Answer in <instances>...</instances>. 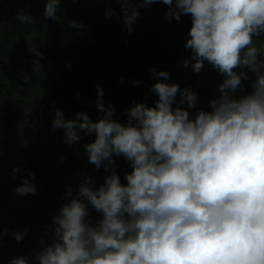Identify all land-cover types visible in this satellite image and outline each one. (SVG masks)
<instances>
[{"label":"clouds","instance_id":"obj_1","mask_svg":"<svg viewBox=\"0 0 264 264\" xmlns=\"http://www.w3.org/2000/svg\"><path fill=\"white\" fill-rule=\"evenodd\" d=\"M156 2L118 0L124 28L131 31L139 9ZM162 2L169 21L191 15L185 42L191 54L182 63L195 73L205 62L216 69L220 95L209 101L211 111L196 108L194 90L168 83L170 74L153 68L150 91L158 99L126 109V123L114 118V105L105 106L99 85L96 121L83 111L66 119L54 109L50 130L62 129L69 145L81 133L94 134L84 154L110 174L98 187L86 177L75 195L66 190L53 217L54 241L36 254V264H264V46L253 42L264 33V0ZM59 8L60 0H45L44 17L58 19ZM69 26L84 27L77 20ZM237 68L255 73L253 91L239 98L234 93L249 77ZM114 155L132 168L127 184L115 172ZM20 171L14 167L13 176ZM24 171L14 191L35 194V175ZM88 205L102 214L95 226L86 220ZM25 234L13 235L20 241Z\"/></svg>","mask_w":264,"mask_h":264},{"label":"trees","instance_id":"obj_2","mask_svg":"<svg viewBox=\"0 0 264 264\" xmlns=\"http://www.w3.org/2000/svg\"><path fill=\"white\" fill-rule=\"evenodd\" d=\"M44 4L0 0V264L21 256L36 264V254L54 241L53 217L66 202V190L71 187L75 195L86 177L98 187L110 174L96 169L84 154L83 145L92 142L94 134L81 133L82 139L69 145L62 129L50 130L54 109L62 110L66 119L83 111L96 121L102 115L96 107L99 85L105 106L114 105V118L126 123L125 110L141 102L154 84L151 69L166 71L188 51L191 15L169 21L162 0L140 8L131 31L119 18L118 0H60L56 20L44 17ZM108 8L117 15L106 17ZM72 20L84 27H70ZM26 39L39 41L29 44ZM180 68L170 74L181 89L194 90L203 107L207 93L191 84L192 77L184 86L181 77L186 73ZM114 160L121 184H127L129 162L123 156L114 155ZM14 167L21 170L15 176ZM25 169L35 175L37 191L20 196L14 189L20 176H27ZM101 219L88 205L86 220L95 226ZM25 229L17 241L13 234Z\"/></svg>","mask_w":264,"mask_h":264},{"label":"rangeland","instance_id":"obj_3","mask_svg":"<svg viewBox=\"0 0 264 264\" xmlns=\"http://www.w3.org/2000/svg\"><path fill=\"white\" fill-rule=\"evenodd\" d=\"M264 33H261L259 36H253V42L257 45V46H264ZM190 54H191V50L188 49L187 53H186V57L184 58H180V60L178 59L176 62L170 64V66L167 68V72L170 74V72L172 70L175 69V67H181V70H184L185 73H189L191 74L189 76V78H191V84L199 86L201 89L203 88L205 90V92L207 93L208 96H205V98H203V100H205L204 104H203V109L208 108V111H211L210 105H209V101H211L212 99L217 98L220 93L218 90V85L222 82L223 77L218 73V71L216 69H214L211 65H209L207 62H205L204 67L202 68V70L200 71V73H195L192 71L191 67H185L182 63L183 59L185 58H190ZM235 71L239 72V71H245L248 74V79H243L241 81L242 84V88L238 89L235 93L234 96L239 98L240 96H243L245 94H247L246 89L248 88H252V81L255 79V73H252L250 71H248L247 68L244 69H234ZM187 71V72H186ZM210 72H214V75L210 74ZM183 74V73H181ZM194 75V76H193ZM189 78H186L185 76L181 77V83L186 86V81ZM175 78L172 77V75L170 74V78L167 81L168 83H176L175 82ZM155 83V81H154ZM253 90V88H252ZM198 97V94H197ZM158 99V97L152 93L150 91V88L147 89V91L144 93V96L142 98L141 102H145L147 105L148 103H151L153 106L154 102ZM200 99V97H199ZM150 106V105H149ZM189 113L191 114H195V111H193V109H188Z\"/></svg>","mask_w":264,"mask_h":264},{"label":"crops","instance_id":"obj_4","mask_svg":"<svg viewBox=\"0 0 264 264\" xmlns=\"http://www.w3.org/2000/svg\"><path fill=\"white\" fill-rule=\"evenodd\" d=\"M262 40H264V39H262ZM26 41H27V43H32V42H38L39 41V39H26ZM165 71V70H164ZM189 76H190V74L189 73H186L185 74V77L186 78H189ZM186 88H189V86H187ZM189 89H191V88H189ZM198 91H199V88H196ZM177 98H179V97H177ZM199 101H200V99H199V97H198V100H197V104H196V106L197 107H199V108H203L202 107V104H198L199 103ZM174 106H176V105H174ZM182 107H187V105H183ZM56 109V108H55ZM41 229V231H43L44 229L43 228H40ZM32 233H34V231H32Z\"/></svg>","mask_w":264,"mask_h":264},{"label":"built area","instance_id":"obj_5","mask_svg":"<svg viewBox=\"0 0 264 264\" xmlns=\"http://www.w3.org/2000/svg\"><path fill=\"white\" fill-rule=\"evenodd\" d=\"M126 117V119H127V116H125Z\"/></svg>","mask_w":264,"mask_h":264}]
</instances>
